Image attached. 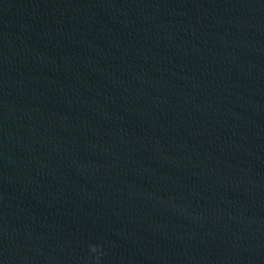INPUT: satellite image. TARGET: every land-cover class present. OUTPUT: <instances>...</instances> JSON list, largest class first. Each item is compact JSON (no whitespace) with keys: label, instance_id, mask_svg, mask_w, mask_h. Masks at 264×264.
<instances>
[{"label":"water","instance_id":"95a60500","mask_svg":"<svg viewBox=\"0 0 264 264\" xmlns=\"http://www.w3.org/2000/svg\"><path fill=\"white\" fill-rule=\"evenodd\" d=\"M0 264H264V0H0Z\"/></svg>","mask_w":264,"mask_h":264},{"label":"clouds","instance_id":"9594fccd","mask_svg":"<svg viewBox=\"0 0 264 264\" xmlns=\"http://www.w3.org/2000/svg\"><path fill=\"white\" fill-rule=\"evenodd\" d=\"M93 252H97V248L95 246L92 247L91 249Z\"/></svg>","mask_w":264,"mask_h":264}]
</instances>
